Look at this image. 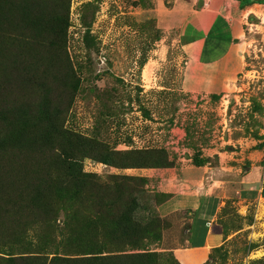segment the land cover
Wrapping results in <instances>:
<instances>
[{
    "label": "trees",
    "instance_id": "1",
    "mask_svg": "<svg viewBox=\"0 0 264 264\" xmlns=\"http://www.w3.org/2000/svg\"><path fill=\"white\" fill-rule=\"evenodd\" d=\"M70 8L71 0H0V264H180L159 249L158 207L171 195L141 175L103 181L83 164L174 166L168 157L120 163L161 151H113L64 126L80 81L65 45ZM55 52L65 55L59 65Z\"/></svg>",
    "mask_w": 264,
    "mask_h": 264
},
{
    "label": "rangeland",
    "instance_id": "2",
    "mask_svg": "<svg viewBox=\"0 0 264 264\" xmlns=\"http://www.w3.org/2000/svg\"><path fill=\"white\" fill-rule=\"evenodd\" d=\"M160 5L158 0H71L65 45L80 81L65 128L113 151H161L119 157L120 163L132 164L165 157L172 165L187 158L206 163L212 144L264 136V56L258 54L247 68L254 72L233 94L192 96L181 83L187 61L182 37L158 25ZM64 57L55 52L49 59L59 65ZM55 73L52 67L49 75ZM83 164L103 181L119 173L137 175L90 157ZM158 184L149 180L147 188L158 191ZM218 221L224 242L205 264H264V200L225 206Z\"/></svg>",
    "mask_w": 264,
    "mask_h": 264
},
{
    "label": "crops",
    "instance_id": "3",
    "mask_svg": "<svg viewBox=\"0 0 264 264\" xmlns=\"http://www.w3.org/2000/svg\"><path fill=\"white\" fill-rule=\"evenodd\" d=\"M158 2V25L182 37L184 91L223 97L240 89L239 81L254 72L247 68L264 56V0ZM206 157L211 160L203 165L187 158L172 167L129 169L159 180L158 191L171 195L158 207L165 221L159 249L173 252L180 264H205L223 244V207L264 200V136H234L212 144Z\"/></svg>",
    "mask_w": 264,
    "mask_h": 264
}]
</instances>
